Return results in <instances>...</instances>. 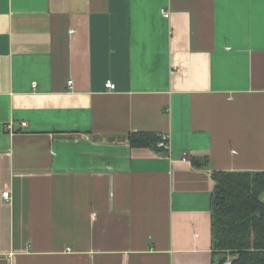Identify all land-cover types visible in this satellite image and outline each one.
Here are the masks:
<instances>
[{
  "label": "crops",
  "instance_id": "crops-1",
  "mask_svg": "<svg viewBox=\"0 0 264 264\" xmlns=\"http://www.w3.org/2000/svg\"><path fill=\"white\" fill-rule=\"evenodd\" d=\"M218 170L264 171V0H0V264H227Z\"/></svg>",
  "mask_w": 264,
  "mask_h": 264
},
{
  "label": "trees",
  "instance_id": "trees-1",
  "mask_svg": "<svg viewBox=\"0 0 264 264\" xmlns=\"http://www.w3.org/2000/svg\"><path fill=\"white\" fill-rule=\"evenodd\" d=\"M132 147L163 151L155 132H130ZM195 165L199 162L192 159ZM211 240L220 262L264 264V171L212 173ZM229 257V260H227Z\"/></svg>",
  "mask_w": 264,
  "mask_h": 264
},
{
  "label": "built area",
  "instance_id": "built-area-1",
  "mask_svg": "<svg viewBox=\"0 0 264 264\" xmlns=\"http://www.w3.org/2000/svg\"><path fill=\"white\" fill-rule=\"evenodd\" d=\"M162 15L164 17H168L169 12L167 10H162ZM71 82H72L71 80L68 81L69 86H71ZM106 87L109 90H113L115 88V84L111 80H107L106 81ZM9 127H10V125H9ZM159 135H160V140H159L157 146L162 148L163 150L169 152V150H170L169 135L167 133H160ZM2 197H4L5 199H9L10 198L9 192L3 191ZM226 263H229V261H227Z\"/></svg>",
  "mask_w": 264,
  "mask_h": 264
},
{
  "label": "water",
  "instance_id": "water-1",
  "mask_svg": "<svg viewBox=\"0 0 264 264\" xmlns=\"http://www.w3.org/2000/svg\"><path fill=\"white\" fill-rule=\"evenodd\" d=\"M126 136L125 135H110L103 138L105 141L113 142L116 141H125Z\"/></svg>",
  "mask_w": 264,
  "mask_h": 264
}]
</instances>
